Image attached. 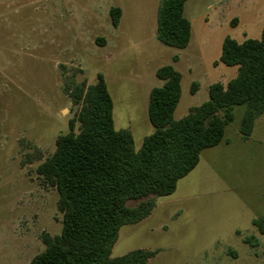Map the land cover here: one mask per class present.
I'll return each mask as SVG.
<instances>
[{
  "label": "rangeland",
  "instance_id": "obj_1",
  "mask_svg": "<svg viewBox=\"0 0 264 264\" xmlns=\"http://www.w3.org/2000/svg\"><path fill=\"white\" fill-rule=\"evenodd\" d=\"M159 5L0 0V264H29L43 250L41 234L60 232L57 192L36 168L78 111L66 88L94 84L102 74L113 126L130 131L138 150L153 131L147 103L148 90L162 85L157 68L171 65L181 74L178 120L208 99L210 84L235 76V67L217 62L223 39H259L264 25V0H187L190 40L177 50L156 39ZM113 7L121 10L116 28ZM244 113V105L233 107L219 145L201 153L146 219L120 228L111 257L142 249L158 251L148 264H264V235L252 225L264 219V112L248 138L239 134ZM249 236L255 247L243 242Z\"/></svg>",
  "mask_w": 264,
  "mask_h": 264
},
{
  "label": "trees",
  "instance_id": "obj_2",
  "mask_svg": "<svg viewBox=\"0 0 264 264\" xmlns=\"http://www.w3.org/2000/svg\"><path fill=\"white\" fill-rule=\"evenodd\" d=\"M186 1L160 0L156 39L165 47L183 50L189 44ZM109 16L116 28L121 10L113 7ZM217 62L235 67V76L225 85L210 84L208 99L178 120L173 114L181 74L171 65L156 69L162 85L150 90L147 104L153 131L138 150L130 131L113 126V102L102 74L94 84L65 89L78 111L68 121V132L56 138L54 152L36 168L57 192L61 229L56 236L41 234L43 250L29 264H148L157 250L110 256L120 228L147 218L156 200L173 194L177 182L197 166L201 153L219 145L233 120V107L245 106L239 124L242 138L251 135L255 119L264 112V25L259 39L237 42L226 36ZM190 93H195V84ZM252 225L264 235V219H254ZM243 242L257 245L253 236Z\"/></svg>",
  "mask_w": 264,
  "mask_h": 264
},
{
  "label": "crops",
  "instance_id": "obj_3",
  "mask_svg": "<svg viewBox=\"0 0 264 264\" xmlns=\"http://www.w3.org/2000/svg\"><path fill=\"white\" fill-rule=\"evenodd\" d=\"M104 79H105V82H106V78L104 77ZM161 82V81H160ZM162 83V82H161ZM106 85H107V83H106ZM152 88H150L149 90H148V96H149V92H150V90H151ZM181 96V95H180ZM148 104V103H147ZM177 108V107H176ZM176 110V109H175ZM175 112V111H174ZM174 115V114H173ZM146 219V218H145Z\"/></svg>",
  "mask_w": 264,
  "mask_h": 264
}]
</instances>
